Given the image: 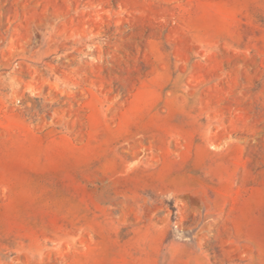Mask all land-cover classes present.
Here are the masks:
<instances>
[{"label":"rangeland","instance_id":"374dc122","mask_svg":"<svg viewBox=\"0 0 264 264\" xmlns=\"http://www.w3.org/2000/svg\"><path fill=\"white\" fill-rule=\"evenodd\" d=\"M0 264H264V0H0Z\"/></svg>","mask_w":264,"mask_h":264}]
</instances>
